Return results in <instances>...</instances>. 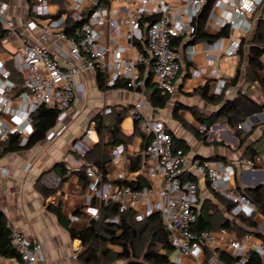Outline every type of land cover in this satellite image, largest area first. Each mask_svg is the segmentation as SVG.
Listing matches in <instances>:
<instances>
[{
  "label": "crops",
  "instance_id": "0c3cea01",
  "mask_svg": "<svg viewBox=\"0 0 264 264\" xmlns=\"http://www.w3.org/2000/svg\"><path fill=\"white\" fill-rule=\"evenodd\" d=\"M164 1L171 6L174 15H181L186 25L194 24L199 14L195 17L190 15L188 11L191 6L190 0ZM34 2L35 0H31L30 3L28 0H7L9 4L8 15L14 19L19 27L22 40H35L38 35V31L31 34L26 27L28 19L36 17L33 10ZM52 2L58 3V12H71L70 0H49V5ZM138 5L136 1L131 3L132 7ZM129 7V4L121 0H101L102 14L107 18H117L119 24L117 31H112L107 22L99 25L98 28L102 33L103 41L108 43L111 38H115L118 46L126 47L123 51L125 58L138 57L140 54L145 55L147 60L140 66L141 76L144 80L142 92L137 94L128 87L115 88L109 83L108 88L102 89L97 84L96 68L87 69L77 75V97L72 107L61 114L45 140L30 148L9 152L0 151V206L13 227L22 230L31 238L42 243L43 258L37 264H84L79 258L82 251V241L71 236L69 230L59 222L51 207L61 206L64 214L70 220L71 227L75 229H80L90 223L93 218L88 212V207L97 206L100 208L101 205L90 190L89 185H84L76 171L86 163L92 164L95 160H99L102 152H105L109 157L106 164L109 180L117 184L122 181L134 183L135 186L141 185L137 189L145 187H152L154 191L155 187L159 189L161 177L149 174L150 164L146 152L149 137L143 132L140 120V128L136 130L137 119L133 115L136 101H144L143 110L148 117L162 119L173 135L183 139L189 145L186 152L189 161L195 158L213 157L215 160L229 163L242 156L245 150L246 145L239 148V138L235 134V129L222 119L211 126L206 141L199 131L201 121L198 119V114L202 113L204 117H208L220 107V103L208 101V98L203 95V86L207 85L209 96L224 94L225 97L229 98L237 94L240 86L246 87L243 79L237 85L228 84L237 72L241 54L240 49H235L233 43V27L230 24H224V21L227 20V12L224 11V8L213 4L203 27L209 34L216 35L225 26H228L227 35H221L215 39L202 38L199 40H193L194 34L190 33H183L175 37L178 38L176 49L180 53L182 68L170 100L164 108H160L151 103L150 94L156 88V81L153 57L146 38L149 22H142L136 31L134 47H128ZM90 11L89 7H85L82 13L87 15ZM143 17H147V15ZM39 20L41 24L48 22L46 18ZM258 21L259 19L255 21L249 34H242L239 37L241 43L244 38L249 39L254 34ZM54 39L55 35L50 39L52 49L65 66L79 63L77 58L69 55L70 45L66 40H61L62 51L67 54L63 56L53 44ZM19 45L20 41L11 37L0 43L1 56L7 67ZM139 45L147 53H144ZM4 53L7 54L5 60ZM248 53L249 49L246 43L244 45L245 59H247ZM102 70L107 73L104 69ZM151 73L152 82L150 85H146ZM261 74L264 77V69ZM251 91H253L252 95L255 99L260 100L258 94L262 96V100L264 99L257 83L252 86ZM176 105H179L178 117L174 116ZM125 107H129V109L126 111L120 126L122 132L131 136V139L127 145L118 143L105 146V143L110 140L111 134L106 129L103 134L99 133L96 128V116L99 113L102 114L105 124L111 125L115 121V113L122 111ZM256 115V117L252 118L251 116L246 120L253 124V133L248 138L247 144H252L255 148H257L258 141L264 138V110ZM90 127L93 128V132L87 134V129ZM215 139L224 141V144L212 143ZM258 151L260 150L258 149ZM84 154L88 156L82 157ZM261 154L264 153L261 152ZM61 162L68 169L64 180L56 171L52 170L56 164ZM39 179L48 187L54 188V194L49 197L43 196L36 185ZM196 180L200 207L204 202H211L218 205L220 211L228 216L225 205L219 204L214 196L209 179L198 176ZM261 183H264L263 167L247 169L238 173L231 186L244 188ZM152 196H156V201L159 199L156 191ZM145 207V203L140 204L141 209ZM263 217V213L255 214V220L258 221V224L263 220ZM258 229L262 230L260 225ZM250 233L255 239L261 240L254 233ZM244 236L235 238L229 232L230 239H242ZM207 248H219L226 252L222 245L206 246L203 251L204 258L211 253ZM76 253L78 257L74 258ZM178 257H180V253L176 251L171 259L175 261ZM17 259L2 258L1 263L18 264ZM181 259L185 264H194L191 261H195L193 257L181 256Z\"/></svg>",
  "mask_w": 264,
  "mask_h": 264
},
{
  "label": "built area",
  "instance_id": "2783aa9c",
  "mask_svg": "<svg viewBox=\"0 0 264 264\" xmlns=\"http://www.w3.org/2000/svg\"><path fill=\"white\" fill-rule=\"evenodd\" d=\"M71 12H63L60 17L54 18L49 13V0H35L33 10L36 17L26 22L28 31L32 34L38 31L35 40H22L21 31L13 18L8 15L9 4L0 0V24L7 30L8 37L20 41V45L12 55L18 71L23 74V90H17L18 83L12 78L11 71L3 61L0 50V147L10 136L18 135L20 143H27L34 131L33 114L41 106L61 110V114L70 109L77 97V75L99 65L107 72L108 83L114 84L124 78L129 86L138 94L144 84L140 66L146 62V57L125 58L123 51L126 47L118 46L116 39L110 43L103 41L98 28L108 23L112 31L118 30L117 18L105 17L102 14L101 0H70ZM129 4L127 33L128 47L135 45L136 31L140 28L144 15L157 14L158 19L149 22L146 29V38L150 53L154 59V76L158 87L172 94L179 77L182 64L180 53L173 46L175 37L183 34H194V24L186 25L181 15H174L171 6L164 0H121ZM133 1L138 6L132 7ZM207 0H190L188 10L191 16L200 13ZM214 4L224 8L227 20L234 29L232 39L235 49H240L239 37L251 32L256 20L264 17V0H215ZM85 7L90 13L85 15L84 21L72 36L64 31V22L71 14L75 20H82ZM46 18L48 22L41 24L39 19ZM55 35L53 44L62 51L61 40L70 45L69 55L79 60L71 66H65L52 49L51 37ZM144 101H136L133 115L141 121L143 132L149 137L146 152L149 159V174L161 177L157 191L158 200L152 202L150 197L155 193L152 187L143 189L133 188L127 184H117L111 180L103 182L94 166L86 169L89 178V188L99 200L100 205L119 204V213L110 220L120 221V215L130 209H136L138 220H143L158 211L163 224L169 232L172 247L180 253L174 262L182 264L181 256L193 257L194 264H252L253 254L257 263L264 264V242L255 239L247 233L242 239H230L229 231L220 227L217 231L203 229L195 230L199 217L200 198L198 183L192 177H206L210 186L232 202L229 211L232 217L244 214L255 216L258 213L256 204L245 194L232 187L236 175L247 169L264 168V154L254 157L240 156L226 163L215 159L195 158L189 161L183 148H176L171 131L162 119L148 117L144 112ZM60 114V116H61ZM59 116V117H60ZM238 127L245 132L253 129L250 121H244ZM201 133H208L207 124L199 125ZM93 128L87 129V134ZM146 207L141 209L140 204ZM93 219L100 218V208L88 207ZM11 228V238L14 246L20 253L18 264H37L43 258V245L40 241L31 238L25 232L8 223ZM264 231V217L259 223ZM222 245L233 258L228 262L217 252H211L203 260L199 253L206 246ZM78 254L74 255L77 258Z\"/></svg>",
  "mask_w": 264,
  "mask_h": 264
},
{
  "label": "trees",
  "instance_id": "16d2710c",
  "mask_svg": "<svg viewBox=\"0 0 264 264\" xmlns=\"http://www.w3.org/2000/svg\"><path fill=\"white\" fill-rule=\"evenodd\" d=\"M6 1L7 0H3ZM30 3L31 0H28ZM215 0H207L199 15L194 21L196 30L194 32V39L202 38L215 39L221 35H227L229 27L225 26L221 32L216 35H211L204 30L205 24ZM64 11L58 12L52 17L58 18ZM159 15L151 14L142 18L143 21L153 22L157 20ZM87 20L84 15L82 20H75L71 14L68 15L64 22L63 31L72 36L76 29ZM141 22V24H142ZM8 35V30L0 24V43L3 38ZM178 38H174L173 46L176 48ZM248 44L249 53L247 59L244 58V45ZM141 50L142 46L139 45ZM144 53H147L143 50ZM241 54L240 62L235 76L229 81V85H237L241 79L246 87L239 88L234 97H225L224 94L220 96H209L207 85L202 87V93L208 98V101L220 103L218 110L208 117H204L202 113L198 114V119L201 123H205L209 128L219 120H224L231 128L235 129V134L239 138V148L244 147L242 156L254 157L261 154L257 148L252 144H247L248 138L253 131L245 132L240 129L238 125L246 121L254 114L260 113L264 110V99H255L252 95L251 89L254 84H258L261 93L264 96V77L261 72L264 69V17L258 21L257 28L254 34L249 38H244L239 50ZM12 59V58H11ZM154 63V59H153ZM143 65V64H142ZM8 67L11 71L12 78L18 83L17 90H23V74L17 70L13 59L8 62ZM97 84L100 88H108V75L99 65H96ZM152 73L149 76L146 85L151 84ZM156 88L153 89L151 95V103L155 107L164 108L170 100L171 94L163 92L156 83ZM112 87L122 88L128 87L132 89L128 81L124 78L118 79ZM142 90V87L140 88ZM129 107H125L122 111H117L115 114V121L111 125H106L104 116L98 114L96 116V128L99 133L103 134L104 130H108L111 134L110 140L105 143L107 145H114L118 143L128 144L131 136L122 132L121 121L123 120L126 111ZM179 105L174 107V116L178 117ZM61 110L51 108L48 106L39 107L33 114L34 131L29 137L27 143L22 145L18 135L10 136L2 143L0 151L9 152L17 151L25 148H30L34 144L43 141L47 138L50 129L57 123ZM140 121L136 120V130L140 128ZM257 126V124H255ZM208 133H201L202 138L206 141ZM173 142L176 148H183L185 153L189 149V145L181 138L173 135ZM264 136V135H263ZM214 144H224V141L213 140ZM88 155L84 154L82 157L86 158ZM201 159H214L201 158ZM109 157L105 152L101 153L100 159L95 160L92 164L86 163L81 166L76 172L80 176L84 185H89V178L86 173L88 166H94L102 181H108L106 164ZM52 170L56 171L62 180L66 177L68 169L66 165L61 162L56 164ZM195 181L196 177H192ZM120 184L131 185L133 188H139L141 185L135 186L134 183L122 182ZM38 189L45 197L54 194L55 189L48 187L39 179L36 183ZM237 190L248 196L257 206L258 212L264 214V183L256 186L237 187ZM214 196L220 203L225 205L226 211H229L234 205V202L223 196L222 194L212 191ZM52 211L57 215L59 222L69 230L73 238H79L82 241V251L79 258L84 264H178L171 259L170 251L174 249L170 243L169 232L165 228L160 212L156 211L147 216L143 220L136 218L137 210L130 209L120 215L119 222H113L110 219L119 213V204L113 203L110 205L102 204L100 207V218L92 219L88 225L80 229L71 227L70 220L64 214L61 206H52ZM8 219L0 206V264L2 258H20V253L14 246L11 238V228L8 225ZM258 221L255 216H246L240 214L232 217L230 214L225 216L218 205L214 203L204 202L199 209V217L195 225V230L200 231L207 229L210 231H217L220 227H225L232 233L235 238H241L246 233H254L264 242V231L258 229ZM208 247V246H207ZM210 252H217L223 256L228 262L233 258L225 251L219 248H207ZM253 263H257L258 259L255 254L252 256ZM124 260L125 263H122ZM252 263V264H253Z\"/></svg>",
  "mask_w": 264,
  "mask_h": 264
},
{
  "label": "rangeland",
  "instance_id": "374dc122",
  "mask_svg": "<svg viewBox=\"0 0 264 264\" xmlns=\"http://www.w3.org/2000/svg\"><path fill=\"white\" fill-rule=\"evenodd\" d=\"M58 10H59V5H58V3H54V2H52V3H50V5H49V13L50 14H57V12H58ZM5 55L7 56V54H5L4 53V60H5V58H7V57H5ZM258 96H259V98H260V100H262V96L261 95H259L258 94ZM229 128V127H228ZM263 148H264V138H262L260 141H258V143H257V149H259L262 153H264V150H263ZM157 187H155V191L157 192ZM151 200L153 201V202H155L156 201V196H152L151 197ZM177 250L176 249H172L171 251H170V256H173L174 254H175V252H176ZM199 259H204V253L202 252V254H200L199 255ZM121 262L122 263H125V261L124 260H121ZM196 261H191V263H195ZM190 263V262H189ZM182 264H185V263H183L182 262Z\"/></svg>",
  "mask_w": 264,
  "mask_h": 264
},
{
  "label": "water",
  "instance_id": "95a60500",
  "mask_svg": "<svg viewBox=\"0 0 264 264\" xmlns=\"http://www.w3.org/2000/svg\"><path fill=\"white\" fill-rule=\"evenodd\" d=\"M257 115L256 114H254L253 116H252V118H254V117H256Z\"/></svg>",
  "mask_w": 264,
  "mask_h": 264
}]
</instances>
